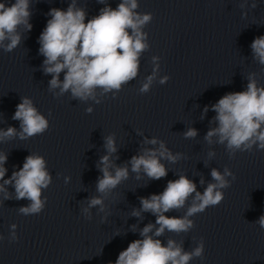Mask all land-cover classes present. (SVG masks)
<instances>
[{"label": "water", "instance_id": "obj_1", "mask_svg": "<svg viewBox=\"0 0 264 264\" xmlns=\"http://www.w3.org/2000/svg\"><path fill=\"white\" fill-rule=\"evenodd\" d=\"M105 2L115 9L120 0ZM255 2L253 8V0H138L137 11L153 16L143 29L149 47L140 55L138 75L119 92L101 94L97 89L95 100L81 101L70 91L58 95V88L49 89L52 77L44 73L45 58L39 52L50 9L66 10L71 0H30L32 29H18L21 41L11 52L0 48V129L20 131V121L12 117L22 97L33 101L49 128L25 140L17 136L0 142V152L8 157L5 179L35 153L45 159L52 182L42 190L41 198H47L44 210L27 216L19 209L30 201L15 199L14 187L5 185L11 198L0 193V264H115L130 242L143 239V227L155 224L151 212L131 214L141 208V197L162 193L167 182L180 175L202 194L215 183L212 169L223 173L225 167L236 179L227 177L230 186L220 189L223 201L189 217L194 226L187 233L166 230L154 238L165 245L175 240L184 251L203 240V256L189 264H264V229L257 223L264 215V150L254 147L230 157L216 137L211 144L205 140L208 130L217 126L211 105L228 92L245 90L250 73L264 85V65L251 49L252 41L264 35V0ZM76 3L85 9L86 22L105 7L97 0ZM153 57L158 59L154 62ZM154 70L149 90L141 93ZM165 76L169 79L162 84ZM189 128L197 130L196 137H184ZM108 136L114 137L117 149L110 159L115 166L127 165L129 176L104 198V211L96 206L85 214L89 199L100 195L96 184L102 173L97 165L108 154ZM153 138L181 158L175 163L161 159L168 174L160 180L149 179L143 171L137 178L129 161L144 149L158 148V143H145ZM209 152L215 155L209 157ZM194 195L183 208L165 215L184 216Z\"/></svg>", "mask_w": 264, "mask_h": 264}, {"label": "clouds", "instance_id": "obj_2", "mask_svg": "<svg viewBox=\"0 0 264 264\" xmlns=\"http://www.w3.org/2000/svg\"><path fill=\"white\" fill-rule=\"evenodd\" d=\"M97 3L105 4V7L100 9L98 15L87 19V22V13L84 8L77 7L76 0H71L66 10L52 8L48 13L51 18L40 34L39 52L45 58L44 73L52 77L49 89L58 88V95L70 91L74 99L95 100L97 89L101 90V94L113 90L119 92L122 85L138 75L140 55L149 47L148 34L143 29L153 19L152 14L138 12V0H120L115 9L106 4L105 0H97ZM251 6H257L255 0ZM31 15L30 0H14L10 4L8 0H0V48L11 52L20 44L18 29L21 26L28 31L32 29L29 23ZM251 49L254 59L264 65V35L252 41ZM157 59L153 57L154 62ZM62 72L64 76L61 81ZM154 75L155 70L153 76H149L141 87V93L149 90ZM168 79L165 76L160 82L163 84ZM247 80L245 90L228 92L211 105V110L216 113L213 119L217 126L208 130L205 140L211 144L213 137H216V142L225 146L230 157L237 151L251 152L254 147L264 150V85H258L255 73H250ZM86 111L91 113L92 108ZM207 111L206 106L204 112ZM12 118L20 121V131L17 132L11 126L6 130L0 129V142L17 136L25 140L42 135L49 128L48 120L27 97L21 98ZM183 135L186 139L194 138L197 130L189 128ZM145 143H158L159 147L144 149L142 154L133 156L129 161L131 171L138 174L137 178L141 171L151 180L166 177L168 169L161 163V159L175 163L181 154L174 155L164 141L156 138L145 139ZM105 148L108 154L102 156L97 165L102 173L96 184V191L100 195L89 199L88 207L82 210L85 214L96 206L104 211V198L129 176L127 165L115 166L110 159L111 154L117 151L113 136L105 137ZM208 155L212 157L215 153L209 152ZM7 159V154L0 152V181H3L0 183V193L4 194V199H10L5 185H12L15 199L30 201L27 206L19 209L20 213L26 216L41 213L47 202L46 197L41 198L42 190L47 189L52 182L45 159L39 154H30L25 158L23 166L5 179L8 170L4 165ZM110 169H114V173ZM211 176L215 183H209L202 194L196 191L192 180L180 175L176 180H169L162 193L141 197V208L133 209L131 214L140 217L142 212H151L156 217L155 224L145 225L140 231L143 239L130 242L119 253L115 264H189L194 257H202L203 240L192 251H184L175 240L169 239L165 245L154 237L162 236L166 230L177 234L187 233L194 226L189 217L223 201L224 192L220 189L228 188L230 182L227 177L231 176L235 180V174L225 167L223 173L213 168ZM193 193L195 195L184 216L165 215L171 210L183 208ZM257 223L264 229V215L259 217ZM11 227V237L15 240L16 225ZM132 230H136L135 226ZM0 239L3 237L0 236Z\"/></svg>", "mask_w": 264, "mask_h": 264}]
</instances>
